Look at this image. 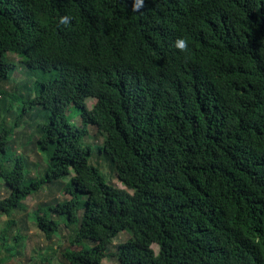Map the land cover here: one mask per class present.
Listing matches in <instances>:
<instances>
[{
	"label": "trees",
	"instance_id": "1",
	"mask_svg": "<svg viewBox=\"0 0 264 264\" xmlns=\"http://www.w3.org/2000/svg\"><path fill=\"white\" fill-rule=\"evenodd\" d=\"M15 54L46 81L12 129L0 124L1 214L48 185L70 198L32 219L47 235L60 225L53 212L77 224L62 248L69 264H264V0H144L139 11L133 0H0L3 81ZM36 106L45 111L31 139L48 157L37 178L24 154L9 157ZM74 107L82 124L67 117ZM90 126L126 188L92 160Z\"/></svg>",
	"mask_w": 264,
	"mask_h": 264
},
{
	"label": "rangeland",
	"instance_id": "2",
	"mask_svg": "<svg viewBox=\"0 0 264 264\" xmlns=\"http://www.w3.org/2000/svg\"><path fill=\"white\" fill-rule=\"evenodd\" d=\"M11 56L12 60L17 64L16 75H14L12 82L10 80L3 81L0 79V124H5L9 129L15 126L23 113L21 111V103L30 100L31 95L35 96L37 93L36 86L40 79L46 81V79L37 73L38 71L26 66L21 56L17 54ZM19 92H21L20 102L12 108L11 96L19 94ZM86 102L91 109L96 100L89 98ZM44 111L43 106L29 107L27 117L23 121L25 125H22L20 129L16 128L14 130L13 142L11 144L15 150L13 149L9 152V157L13 156V160H16V155L24 154L31 168V176L36 178L41 177L47 168L48 157L45 151L36 146L35 141L31 139L34 127L30 124L33 119L37 123L42 122V114ZM77 111L75 107L74 109H69L67 117L73 123L82 124ZM26 121H29V123L27 124ZM89 128L90 133L86 136L85 141L94 148L92 160L100 165L101 171L105 174L109 182L120 188H126L117 177L110 163H108L99 150V147L104 142L105 133L100 131L96 126H90ZM71 174H74L73 169ZM71 174L66 176L65 179L68 180L72 176ZM50 192L51 189L47 185L43 190L29 195L23 202L25 209L19 213L14 212L11 216L0 213V264H69L63 260L62 248L69 244L72 230L74 227L77 228V224L70 225L67 223L65 216L53 212V217L59 221L60 225L57 230L47 235L35 226L32 219L33 211L39 206H47L56 203L58 200L64 201L70 198L68 194L61 191L55 192L53 195H50ZM8 193L9 187L4 181L0 180V198L5 197ZM10 219H16V223L13 225L10 233H8L9 240L7 243H4L1 238V233L5 228L9 227L8 222ZM18 233L22 234V238L19 240L16 239ZM129 236L128 231L120 233L118 237L113 239L110 249L112 251L115 250L116 246ZM82 243L89 245L86 241H82L75 243L73 246L81 247L83 245ZM16 246L17 250L14 251V247ZM152 248L155 252H158L157 245H154ZM103 264H115V261L114 259L108 258Z\"/></svg>",
	"mask_w": 264,
	"mask_h": 264
},
{
	"label": "clouds",
	"instance_id": "3",
	"mask_svg": "<svg viewBox=\"0 0 264 264\" xmlns=\"http://www.w3.org/2000/svg\"><path fill=\"white\" fill-rule=\"evenodd\" d=\"M144 6V0H133V11H139ZM71 17L70 16H62L59 19V23L63 26H68L71 23ZM174 47H176L181 52H188L189 50V44L186 38L184 37H178L174 41Z\"/></svg>",
	"mask_w": 264,
	"mask_h": 264
}]
</instances>
